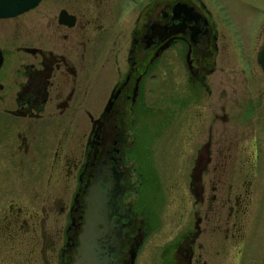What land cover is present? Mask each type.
<instances>
[{
	"label": "flooded vegetation",
	"instance_id": "1",
	"mask_svg": "<svg viewBox=\"0 0 264 264\" xmlns=\"http://www.w3.org/2000/svg\"><path fill=\"white\" fill-rule=\"evenodd\" d=\"M227 42L233 38L196 0H42L0 18V169L15 180L0 198V264H78L94 199L111 205L109 264H222V244L241 235L249 187L232 197L228 167L214 156L225 151L215 150L216 133L237 136L245 124L233 127L232 119L252 120V110L264 149V70L254 87L241 68L245 87L232 86L225 63L233 55L220 65ZM167 88L183 95L171 116L179 140L193 143L186 185L194 201L160 246L151 240V178L137 155V129L153 93ZM177 175L161 171L157 185Z\"/></svg>",
	"mask_w": 264,
	"mask_h": 264
},
{
	"label": "rangeland",
	"instance_id": "2",
	"mask_svg": "<svg viewBox=\"0 0 264 264\" xmlns=\"http://www.w3.org/2000/svg\"><path fill=\"white\" fill-rule=\"evenodd\" d=\"M196 1L205 3L221 33L226 32L233 38L231 45L226 43L225 51L221 53V58L225 57L220 63L223 66L222 62L227 59L226 56L233 55L231 62L225 63L232 69L231 85L245 87L243 72L241 73V68H243L244 75L251 80L254 79L253 86L255 87L263 73L257 62V54L264 39V34L259 37L262 32L261 28H264V0ZM240 37H245V39L241 40ZM9 41L8 47H11ZM220 43L222 46L223 41ZM14 68V57H11L6 64V70L10 71ZM218 73L214 77L216 84L222 72ZM166 90L169 92L155 91L153 93L148 118L145 124L137 129L140 151L137 155L151 178V183L144 194L154 216L155 230L151 240L152 244L160 246L178 232V228H175L176 219L181 214L190 213L194 201L190 188L186 185V173L193 160V143L189 140H182L183 137L179 140L175 135L176 130L173 125L175 120H172L171 116L172 112L179 111L181 108L180 99L183 95L179 92H172L168 88ZM238 96L241 95H236ZM247 97H249L248 94H244L245 100ZM167 105L171 107L166 109ZM252 112V110H247L248 115L245 116L252 120L235 121L232 119L230 125L233 127H235L234 122L241 123L238 125L245 124V128L239 126L237 132L231 129L237 133V136L232 134L230 136L233 138L227 136L224 138L219 135L222 133L220 131L216 133L214 142L215 150L219 147L225 148L224 158L220 157L216 151L214 156L216 158L218 155L219 160L228 167L230 173L224 176L233 186L232 197L243 192L245 184L249 187L246 194L245 213L238 218L241 223L239 229L241 235L237 234V237H231L225 240V244H222L224 246L222 264H264V149L260 152L262 144L259 145L260 140L255 138L257 137V117H251ZM219 127L220 125H217V128ZM243 165L247 168L255 165V173H242L240 170ZM161 171H177L175 183L164 184L162 181V185H157L159 178L163 176H160ZM12 177L13 175H9V179H6L0 169V198L11 194L7 191V185L10 186L15 181ZM222 214L226 215L227 210ZM235 221L236 218L233 217L231 224ZM222 232L220 229L216 234L221 241L224 240Z\"/></svg>",
	"mask_w": 264,
	"mask_h": 264
},
{
	"label": "water",
	"instance_id": "3",
	"mask_svg": "<svg viewBox=\"0 0 264 264\" xmlns=\"http://www.w3.org/2000/svg\"><path fill=\"white\" fill-rule=\"evenodd\" d=\"M42 0H0V18L7 19L19 16L37 7ZM4 62L0 55V67ZM258 62L264 70V44L258 53ZM110 202L101 203L94 199L90 205V221L86 228L83 250L78 264H109L104 260L112 248V237L116 231L110 219ZM99 223L108 227L106 232L99 230Z\"/></svg>",
	"mask_w": 264,
	"mask_h": 264
}]
</instances>
